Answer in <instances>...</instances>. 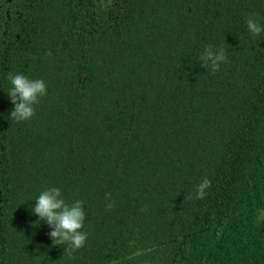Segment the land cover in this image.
<instances>
[{"label":"trees","instance_id":"1","mask_svg":"<svg viewBox=\"0 0 264 264\" xmlns=\"http://www.w3.org/2000/svg\"><path fill=\"white\" fill-rule=\"evenodd\" d=\"M250 17L264 26V0H0V264H264ZM9 74L46 85L28 121L10 119ZM51 187L84 202L82 249L37 224Z\"/></svg>","mask_w":264,"mask_h":264},{"label":"clouds","instance_id":"2","mask_svg":"<svg viewBox=\"0 0 264 264\" xmlns=\"http://www.w3.org/2000/svg\"><path fill=\"white\" fill-rule=\"evenodd\" d=\"M247 29L252 36L259 37L264 32L262 26L256 19H247ZM202 66L218 72L220 65L227 62V56L223 48L214 50L211 45H206L200 57ZM11 87L7 94L10 97L14 109L10 114V119L17 122L28 121L35 115V106L41 102V98L47 95L46 85L43 80H32L23 74H9ZM211 185V181L205 178L197 187V198L203 199L206 189ZM111 194H107L109 199ZM82 200H75L69 204L62 196V192L57 187H51L42 191L35 200V207L32 209L34 215L39 217L40 222L46 223L51 231L50 238L55 246L68 245L66 251L82 249L87 242L88 235L82 231L85 225L86 214ZM113 207L111 203L106 205ZM143 253L137 251L135 255ZM131 258V257H130Z\"/></svg>","mask_w":264,"mask_h":264}]
</instances>
